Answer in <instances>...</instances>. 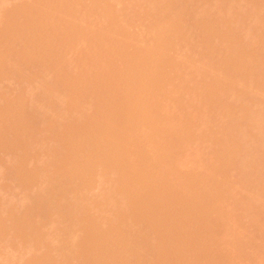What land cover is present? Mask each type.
<instances>
[{"label": "rangeland", "instance_id": "obj_1", "mask_svg": "<svg viewBox=\"0 0 264 264\" xmlns=\"http://www.w3.org/2000/svg\"><path fill=\"white\" fill-rule=\"evenodd\" d=\"M3 1H0V2H3ZM9 1L6 0L5 2H7L9 5L12 2L11 7H10L11 9L8 7L9 6L8 4L3 2L5 4V6L3 5L4 8L5 7L9 8V9L7 8L8 11L9 10L12 11L13 8L14 7L16 8L18 5L24 6L22 3L19 4V2H22L24 0H11L10 3ZM27 1H29L31 5H34V6L35 5L37 6V4L39 3V0L38 1L37 0H27ZM27 1L25 0V3H27ZM76 1L74 0L63 1L65 3H68V5L70 6V11H69L70 14L60 13V15L57 16L59 18L56 17L57 19L61 18L60 19L61 22L57 21V23L59 24L56 25L58 26V29L59 27L61 28V30L59 29L60 31L59 33L60 43L59 44L64 43L61 49H59L61 45L58 47V51H59L58 54H60V56L58 57L62 60V61L60 60L61 63L63 62V64H65L64 62H66V65H63V67L66 68V70L68 68L69 70L72 69V71L79 73L81 66L84 64V63L80 64L83 60H80L81 57L79 58V56H83V57L94 56V55H98L105 51L106 55L103 57V59H101L100 61H97L95 64L96 70H97L95 71V73L103 77H111L110 80H112L111 81L112 86H110L111 85L110 84L109 86L106 87L107 88L105 90V94L107 92L106 95L97 94V92L95 93L94 90L90 91V93L94 91L93 93L94 96L91 99L90 95H93V94H90L88 96L90 98L88 99H90L91 102L92 101L96 102L97 104L96 108H94L93 110L92 109L90 110V108H88L89 105L87 103L88 107L87 106L86 107L90 111L87 108L86 110L87 112L88 111L90 112V113L88 112L90 115L85 114L87 117L82 116L83 118L81 116H78L82 108L85 110L84 108L85 106L84 107L82 106L83 103L81 104L82 108L78 109L79 113L76 112V114L78 113L76 117H79L82 120L86 118L85 120L88 123V125L89 123L94 122V120H92L94 119V116H97V118L98 117L100 118V119L98 118L99 120L95 118L97 121L94 122V125H91L92 123L90 124L92 126L91 129L89 128L90 125L88 127L90 129L89 135L92 136L93 147L91 146L92 147L91 151L93 152H91L92 154L89 153L90 158H88L89 157L88 154L86 155L88 156L87 158L84 155H82V157L84 156L83 158H85V160L87 159L86 161L83 158H81L85 162V164H87L89 173L91 175L85 179H76V183L78 184V187H76V189L79 188L80 192L82 191V194L85 196V198L89 202V203L87 202V205H86L87 207H91V206L93 208L94 206L98 207V208H95L96 210L95 209L94 210L102 218L104 217L108 218L109 216L108 219L110 221L108 222L106 218L107 223H105L103 227L107 230L113 229L117 232V230L120 231L123 229L124 218L121 219L120 217H114L113 214L109 213L108 210H111V208H110L109 201L106 200V196L107 195L110 196L113 193L118 194L120 192L121 186L124 185L123 187H127L128 189H130V199L131 200L128 203V207H127L129 212L132 213V215L136 217L137 220L140 219L139 221L141 222H144V221L147 222V225H146L147 228L145 231L148 230L147 231L148 234L151 235L150 236L146 234L147 236H150V237L146 236L145 239H142V240L139 239L136 235H132L130 240L128 239L129 241H126L123 244V246L120 247L118 251H116V253L114 250L113 252L111 251V249H113V246H114V243L113 244L111 243L113 241L107 240L106 242H104L105 244L102 246L104 247L103 249H105L104 251L106 250L108 251L104 253V254H107L106 255L107 264H130V260H129L130 258H132L133 261L138 260L136 262L140 263L139 261L140 255L141 256L143 255L142 258L145 256L146 258L148 257L154 260L156 253L158 251L160 252L162 259H163L162 264H264V194H262V192L264 191V175L258 176L254 180L255 187L259 191V194H257L258 191L256 192V191L249 190L250 192H248L244 190L245 189L243 187L244 185L242 186L244 182L242 181L241 183V177H242L241 170L235 165L233 161L229 159V156L225 158L227 159L226 162L228 163L218 166V163H217L218 159L215 156V154L216 153H223V155L228 154V152H230L229 147L230 146L232 147V143L227 142L222 138L223 128L226 124H228L232 120V116L223 115L221 113L207 114L205 118L202 119L201 117L204 114L200 115L197 111H194L195 107L193 106V104H191V103H194V105L196 106V104L201 103L202 98L208 97L209 88L205 87L206 85H209V84L215 85L218 83L220 79H224L227 82L234 81L233 78H231V76L234 75V72H235L234 66L237 65L236 58L234 56H227L226 58H222V63L219 66L212 68L208 66L205 63V61L200 60L198 59L197 56H195L196 54L193 51L195 50L197 45L194 47L190 44L193 39V35L190 30L188 31L187 27L185 29V31H187L186 36H188L189 34L191 36L186 37L184 36V34L183 35L180 34L183 37H180V35L179 37L178 35L176 36L173 35L174 38L170 37V35L173 34L172 29L176 25L174 21L177 19L174 17V15L176 14H174L173 17L170 16L171 11L174 10L172 8L176 7V6L174 7L172 6L177 5V4H174V1L178 3L179 0L170 1L172 2L171 4H173L172 6L170 5V3H168L170 5L168 6L172 7L171 8L172 10L171 11L168 10V12L166 11V8L163 10L164 14L166 15V18L162 22H160L162 20V16L160 15L158 10H155V8H153L147 1L141 0L142 2H144L143 4H141L142 2L139 1L141 5V9L144 6L145 10L146 8L149 10L141 11L140 14L138 13L139 16H136L135 14L134 16L131 12H130L131 14L126 12L127 15L126 17H124V19L125 18L126 19L119 21V22L124 21L122 22V24L120 23V25H123L122 29H117L113 27V25L117 24V23L115 24L113 19L117 17L116 22H118L117 13L122 12V11L123 13H125V11H127L124 8H127L128 6L126 7L127 4L124 1L117 3L113 7V8H116V11H118L117 13H115L114 9H112L111 11L112 13L111 12L107 13L106 11L105 13L106 15L111 14V16L109 15L110 18L104 14L105 12L104 7L102 9L100 7L103 4V2L102 4L101 2L98 4L100 6H97L98 0L97 1L96 0H81L78 2ZM93 1L94 3H96L95 5L93 4ZM100 1H103V0H100ZM190 1L191 2L193 1L192 4L196 5L198 4L197 2L199 0H190ZM190 1H188V4H191ZM217 1L214 0V4L220 5L221 3L219 2L220 3L219 4ZM54 2L57 4V6L60 3V2H56V0H54ZM106 2L107 0L105 1V4ZM13 3L14 4L17 3L16 4L17 6L16 5L12 6L14 5ZM30 3L26 5L30 7L31 6V5L29 6ZM1 5L0 7L4 10V8ZM145 5H148V7L150 6V8L146 7ZM199 5L201 6V3ZM38 6H41V5L38 4ZM52 6L55 7V5L53 4ZM191 6L193 8L199 7L198 5L197 6L191 5ZM32 7L33 6H31V8ZM49 7H51V5ZM51 9H53V12L55 11L53 7H51ZM51 9L50 11H52ZM176 9L177 7L175 8V10ZM189 9H190V6H189ZM103 10L104 12H102ZM55 12L58 13L57 11ZM0 14H1V11H0ZM124 15L125 14H123V16ZM119 17L123 19L122 14ZM171 17L175 18V20L173 19L174 20L173 21ZM214 17H217V16H214ZM214 17H212L213 19L211 18L213 21H210V25H207V23L209 22L207 23L205 22L206 25L202 26V28L205 27V29L203 28V30H205V34H208L210 33V31H213L212 29H215L214 31H216L220 28L219 24H216V25L212 24V22L213 23L215 22ZM199 18L201 20V17ZM206 21H209V20H206ZM217 22L219 21H216L215 23ZM157 24L161 25V27L164 28L163 29V32L165 31L164 33H160V31H155L154 28ZM253 25L257 26L256 38H258L259 36H262V34H264V26L260 24L258 25L256 21H254ZM2 26L3 25H0V27ZM2 31L3 29L0 28V33ZM175 33L177 32L175 31ZM215 40L214 41L216 42V44L218 43V45L222 46L223 48L230 47V44L232 41L231 39H224V37L222 38L216 37ZM155 43L158 44V48L157 50L153 51L154 49L152 48L153 47L155 48V46L157 45ZM72 45L74 46V48L72 47ZM67 47L69 48L72 47L73 49H69V48L67 49ZM136 53L144 54V68L138 74L132 75L131 73L132 75L131 76L130 73L126 72V68L132 64H135V60L133 59V56H135ZM39 58H42V55ZM43 62L48 64L49 59L44 58ZM190 62H194L195 64L190 63ZM67 63H70L69 65H71V67H69ZM114 65L118 69H120V71L122 72V73L120 71L118 72L119 74L121 73L120 75L116 73L117 78H116L115 73L113 75H109V70H111L112 66ZM190 65L193 66L192 68H195V70L199 69L200 73L198 72V70L194 72L190 71L191 70ZM14 69H15V66H14ZM240 69H242L243 73H245L246 71L245 67H241ZM27 71L25 73H27ZM64 71L65 69L63 70V72ZM63 72L61 73L47 72L48 73L47 77L49 79H53L55 81V84L57 83L56 80L59 81L60 83L62 77H64ZM36 78L37 77H35V79ZM254 79L258 83H263L264 74L260 73L256 75ZM2 80H3L2 82L3 84L5 79H1V81ZM7 81H5L4 85L0 86L1 91H2V88L7 87L6 90L3 89L2 91L3 93H5V95L2 94V96L4 97L0 98V102L1 103L4 102L2 106L6 103L7 99L10 100L12 98H13L12 101L13 102L15 101L14 104L11 101L12 105H14V108H17L18 106H20V110H21V107H22L21 105H23L21 111L19 110V108L16 110L15 109L13 110L12 108V112H14V114L13 113L10 114L11 116L7 115L9 116L10 121L11 119H15L16 117H19L20 114L23 111H25L23 110V108L25 109L24 106H26V104L28 107L29 106L31 107L33 103L31 105L27 103L28 101L32 100L29 98L34 97L35 104L36 102L39 101L38 99L37 101H35V97L39 98L40 96H42L43 98H39V99H43V100H40V103L41 101H43L44 104H46L45 102L50 98V97L44 98L47 92L45 96H43L44 94H42L41 91H35L36 89L34 90L35 91L34 94H32L33 87H36L38 84L41 85V81L39 80H35L36 82L39 81L38 84L34 83L35 81L32 82V84L29 82L30 84L29 83L27 84L28 88L24 85H23L24 88H21L22 87L20 86L21 84H16L17 81L15 80H13L14 84H11L12 79L9 80V82ZM204 81L207 82L208 84H206ZM203 83H205L204 84L205 86H203ZM235 83L238 87L242 89L245 87V84L242 82L235 81ZM40 85H38V87H40ZM204 87L207 89H205ZM216 87L214 89L209 90L212 96H217V93L219 91L221 93L220 88H216ZM26 89L29 90L30 91L29 93H31L33 96L30 95L31 96L30 97L27 94L29 97L27 96V98H25L26 95L24 94L25 93L24 91H26ZM37 89L39 90V88ZM250 90H251L249 91L250 93L255 94L259 98L264 97V91L261 92V91H258L257 89H250ZM20 91L21 92L23 91L22 92L23 98L21 97V101L17 99L19 98V96H21ZM110 91H112L113 93L112 92L110 93ZM27 92L28 91H26V93ZM37 92H41L42 95L38 97L37 95L35 96ZM52 93L50 92L51 96H53ZM206 93L208 94L204 96ZM17 95L18 97L16 98ZM47 95H49V93ZM212 96L209 95L210 99L209 97L207 98L209 99L208 101H210L209 103L214 108L220 107L221 104L218 101H216L217 97L215 98L216 99L215 100L213 99L214 97ZM126 97L129 98V101H127L128 103L125 102L126 99L124 101L122 100L123 98H126ZM3 98L6 101L5 100L1 101V99ZM22 99L25 101H23ZM44 99H47V100L45 101ZM18 100L22 102L23 104L22 103L18 104L19 102ZM87 102L89 101L87 100ZM85 103L86 101H84V104ZM126 104H128L129 107L128 105L126 106ZM2 106H0V110L2 109ZM118 106L120 108H118ZM124 106L126 107L124 108ZM30 107L28 109L32 108ZM40 107L42 108L45 106L41 105ZM99 107H101L102 109L101 108L99 109ZM260 107H261L260 104L255 105L253 111L257 112L260 109ZM39 109L40 108H38V110ZM45 109L47 108H44L43 110L41 109L42 112L45 111L43 112L44 113L43 115H45L48 112V111L46 112ZM83 109L82 111H84ZM36 110L37 109H35V111ZM113 110L115 113L118 111V113L114 114L113 112L112 114ZM25 113H23V115ZM35 113L37 114V112ZM2 114L5 115V113L3 111L1 112L0 114L1 118L2 117L6 118V115L3 116ZM41 114L42 113H40L39 115L37 114V116L39 117ZM81 114H83V112H81L80 115ZM239 114H242V112ZM239 114L236 113L235 120L239 119L240 117ZM100 115L102 118L100 117ZM37 116H36V119L38 118ZM46 116L49 118V120H51L50 116L48 115ZM70 116L72 117L73 115L70 114ZM90 116H93V117H90ZM182 116H188L190 119L192 118V121H189L191 125L190 133L192 135V141L190 142L183 143V141L179 139V136L183 133V131L186 130L184 129L183 124H177V122H175L177 125L176 124H174V126L172 125L173 127H169L170 129L167 128L168 130L165 128L164 129L159 128L155 130L154 128L151 127V123L153 122L166 123L165 121H168V120L179 122L180 117ZM11 117H14V118H11ZM47 117L45 118L47 119ZM68 117H69V114H68ZM68 117H65V118L69 120ZM116 118L118 120H116ZM246 118L247 117H243L245 121L248 120ZM7 119L6 121H9ZM18 120L20 119L18 118ZM38 120L36 122H38ZM40 120L42 121L40 122ZM40 120H39L38 125L40 124L39 126L42 128L41 131L44 130L43 131L44 134L42 133L43 136L41 133H39L41 134V136L37 134L38 133L37 131L40 129V127L37 125L36 134H37V137L39 136V138L37 139L36 136L31 137V139L33 138L37 139L36 141H38L39 139L41 140L42 137L43 139H45L44 137L47 134L49 135L50 133L53 134V131L51 132L49 131V133H46L45 135V129H47L46 132L48 131L47 125L50 124L52 126L51 127L49 125L51 130H54L53 128L54 119L52 123L51 121L48 120L49 124L48 123L46 124L47 122L46 120H44L45 121L44 123L42 117ZM67 120H65L66 125L64 126V123H63V126H64V129H66L67 131L69 129L70 131H68L69 133H66L67 131L65 130L66 134L65 133L64 134L65 135L72 134V136H70L71 139H77V141L79 140V142H81L79 138L83 139L82 135L84 134L83 131L81 132V130H83L82 127H80L81 129L79 128L80 129L79 130L77 129L79 125L78 126L76 125V128L74 127L76 130H74V128H72L73 126L72 127L70 126L74 125L75 122H73V120L72 121L69 120V122L71 121L73 123L71 124V122L69 123L67 122ZM42 122L45 124L43 126L44 128L42 127V124H43ZM67 125H68V128H67ZM160 130H165V131L161 133ZM21 131L25 132L26 134V130L23 128V130L21 129L20 132L18 130L17 132L15 131L16 135L17 133L18 135L19 133L23 134ZM156 131H159L160 133L157 132L158 133L157 134ZM214 131L217 133L218 139L216 137H215L216 139L213 138V135L211 134V132H214ZM7 132L9 133V131ZM75 132L78 134L80 133L81 136H79L78 134H75ZM8 133L6 134L8 135ZM6 134H5V137H8L6 136ZM14 135H12L10 139L12 137H13L12 139H15ZM18 135L16 136V140L18 142L15 141L14 143V141H12L14 145L13 144L11 145L13 146L8 145V143L11 142L9 141L8 138L0 143L1 146L4 144L3 147H0V156H1L0 157V162H1L0 163V182H2V184L0 185V188L1 186H6L8 183L7 182L8 180H6V182L3 180L5 179V177H8L5 175L9 174V172L5 174L6 169H8V167L10 169L12 168L11 166H13L12 164L9 165V162H10L9 160H11V163H12V158L14 157L13 155L18 154V152H15V151L16 150L19 151L18 149H20L19 148L20 146H22L24 152L25 150L26 151L28 150L26 148L30 144L31 146L32 145L37 146L34 140H33L34 141V144H33V143H30V140L27 141L26 138H22L24 140L26 139L25 141L21 139L24 146H25L24 142H26V144L30 143L28 146L24 147L23 144H21L22 142L20 141V137L22 135L21 136L20 135L18 136ZM75 136H78V138ZM48 137H51V136H48ZM27 138L29 137L27 136ZM139 139L140 140L142 139L141 140L142 142L140 141V143H143L144 145H146L144 150L147 152L149 157L154 162L145 164L144 162L140 161L135 156V150L137 148L136 145L138 146L140 144L138 142ZM219 139H222V140H219ZM51 140L52 139L49 138V141ZM45 141H43L44 142L43 145L46 144ZM51 142H53V140ZM51 142L49 143L47 142L46 146L48 144L51 146ZM40 143L38 144L39 146L42 145V143L41 144ZM7 145L9 146V148H13L11 150H13V152H15L16 154H12V152L10 153V149L7 148ZM49 145L48 147H46V149L42 147L43 154H44V150L49 154L52 153V152L47 151V149L49 150ZM31 146H30V149L33 148ZM110 146L113 147V152H114V153L112 152V154H114L113 155L114 157H112L113 160L109 159L110 157L108 158L109 156L108 153L110 154V152L108 151ZM15 147L18 149L14 151ZM6 148L8 150H6ZM36 149L30 150L32 154L28 152L31 155H29L26 152L24 153L20 149L19 154L21 153L22 156L25 154V156H23L25 157L23 159L24 163H22L23 161L20 159L19 160L16 159L15 162L17 163L20 161L22 164L26 165V167L28 165V167L33 168L37 166L38 164H41V161H43L42 164L43 163L44 164L43 165L41 164L43 167L41 166L40 167L41 169L42 168L44 169V167H46L47 169V165L45 164L48 163L46 160V157L48 156L47 159L48 158L50 159L49 154L44 156L41 153L42 151H40V153L45 158L42 156L43 159L41 160L40 159L41 154H39L40 156L37 155L38 156L37 158H39L40 162H38V164L36 165L35 156L37 153H39V150L38 152L35 151ZM32 150L35 151L34 153L35 156ZM7 152H9L8 154H11L13 157L10 158L9 157L10 155L8 156L6 155L7 156L6 157L5 154H7ZM2 155H4L6 158L9 157L8 160L6 159L9 162H7ZM26 155L27 156L29 155L28 156L29 158L30 157L33 158L35 162L32 159H31L32 161H30L29 158L26 157ZM16 156L14 158L19 157V155H16ZM106 156L108 159L106 158ZM51 159L48 160L50 161V163L52 162ZM3 160L5 161L3 162ZM27 160H29L31 163H29ZM88 160H90V162ZM106 160L108 161V164L105 163V165L107 164L105 166L104 163L102 164V162H107ZM83 161L81 162L83 163ZM15 162L13 161L14 165H15ZM32 162H34V164H32ZM50 163L48 164L49 166H51L53 162L51 164ZM61 163L65 165L64 167H66L65 163L63 162ZM56 164L60 166V162L59 164L58 163ZM109 165L110 166L115 165L116 170L113 169L112 171L106 173L105 170L106 168L107 169L109 168L108 167ZM82 166H85V165L82 164ZM40 167L39 165H38L39 169L35 167L36 170L38 169L37 173L40 170ZM132 168H134L135 172ZM250 168L253 171H257L259 169L257 167H250ZM7 171H10V170H7ZM40 172L38 174L37 173L34 174V175L39 176V177L34 176L38 180V181L36 180V182L35 180H33V182L35 183L32 182V184H34L35 186L32 188L31 187L32 184L29 185L31 189H33V191H34V188L35 190H39L38 186L41 183L39 182L38 178H42L40 176L41 175ZM45 172L47 173V170H45ZM3 173H4V176L2 175ZM1 176H3L4 178H2ZM191 178L193 180L189 182V179ZM43 179L42 180L40 179L41 182L44 181ZM9 181L11 180L9 179ZM11 182L9 185L10 187H12L11 184H13ZM84 183H86L85 186L83 185ZM42 185H44V183H42ZM17 187L18 188H16L15 186L13 187V189H19V191L16 190L15 192L14 190V192H12L13 194L10 193V191H7L10 189L8 188L4 189L2 187L4 190L2 191V189H0V198H1L0 201L4 200L6 202V200L9 198L8 195H11V194H12L13 200H11L12 198L10 196L9 198L10 200L9 199L7 200L9 203L11 202L13 203L15 200L20 201L21 197L23 196L24 193H26V191H24V188H22L21 186H17ZM249 188L251 189V187ZM22 190L24 193L19 195V192L22 193ZM69 190L73 191L74 189H69ZM74 192L75 193L73 194H71L72 193L71 191L68 192L71 196H69V199L67 197L66 198L70 200V202L76 201L78 203L77 194L79 193V191H74ZM218 192L223 193L222 200L215 199L214 195H216ZM251 192L253 194L256 192L257 194L253 201H251L252 199L249 200L250 199L249 197L253 195V194L250 195ZM254 196L255 194L253 195V198ZM22 198H24V196ZM28 198L30 199V197ZM23 200L24 199H21L20 205L23 203L21 206L23 208L21 209L25 210V206L23 205H25L24 203H26L25 202L26 200L25 201ZM100 200L102 202H99ZM4 201L0 202V207L1 208L3 207L2 209H0V211H2L0 212V216L2 215V213L6 211L5 209L6 206H1V204L4 205L3 204L5 203ZM18 201L17 202L15 201V203L11 204L12 206H10L9 203L8 205L12 208L17 204L16 208H18L19 207ZM30 201L31 200H29V203ZM249 201H251V203ZM31 203L35 207L33 201ZM30 204L26 205V211L24 210L23 211L21 210V211L24 213L25 212L27 213L29 210L31 211V209L34 207H32V205ZM88 204H90V206H88ZM159 205H161L162 208L161 210L159 209L160 211L156 215L155 213ZM28 206H30L31 209ZM10 207L7 206L6 208L10 209ZM19 208L16 210L17 211L20 210ZM3 209L5 210L3 211ZM9 209H7L8 212H10ZM87 209L89 210V208ZM8 212H5V214ZM51 212L52 211H49L50 214ZM53 214L55 215V217H53L54 216ZM53 214H51L53 215L52 217L51 215L49 217H51V219L54 218V220L58 222L59 220L58 215H56V213H53ZM7 215L8 214H6V216ZM46 216L47 218L45 221L47 222L44 221L45 223L43 224H47L48 226L44 225L43 227L42 225L43 229L42 227H40L41 229H39V231L42 230V233L37 231L39 232V234L41 233V236H39L37 232L35 233V230H32V233L30 234L32 228L31 227L27 228L29 229V232L28 231L27 232L30 235L35 233L34 235H32L34 241L30 239L31 242L29 243V245L31 244L30 246L32 247L30 248V250L26 249L28 247V244H27V247H25L26 243L22 242L23 239L22 241L20 239L19 240L21 243L24 244V245L22 244V246H24V250L22 249V247L21 249L19 248V246L21 245L20 243H19L20 245L18 244L19 241L15 243L10 240L7 241L8 237H10L9 233H8L9 234L8 237H6L7 234L5 235L7 240L5 239V237L0 238L1 240H3V241H0V264H5V262L6 264H52V263L55 264L56 261L58 264L59 262L60 264L61 263L63 264V262H61L60 260L62 259L61 256L63 255L61 254H63V252L65 253L64 255H67L70 250L72 253V251L74 250V249L72 250V247L76 248L73 251L74 253L77 251L78 248H79L78 251H80V247L81 249H83V246H86V244L89 243L88 242L89 237H91V235L94 234V231H95V228H93L94 226L89 225V227L88 226L83 227V226L77 225L76 229L77 227H79L78 229L80 230L79 231L77 230L78 232L75 230L77 233H74L75 232L74 230H73L74 232L72 231L74 233L72 236L76 238V239L74 238V240L72 241L76 240L75 244L77 245L78 243L79 245L80 243L81 245L82 242L83 243L86 242L84 240L87 239L88 243L87 242L86 244L84 243L83 246L79 245L80 247H78V245L73 246L72 243L74 242L71 241L73 237L70 235L71 239L70 237L69 239H70V242H72L71 243L72 247L68 246L67 247L68 249L69 247L71 248L69 250L67 248H64L68 250V251L66 250V252H68L66 253L63 249H60L62 246L59 244V243L62 244V242L64 240L66 241V239L62 240L61 238L63 236L60 238L58 234V232L61 231L60 235H63L62 232L66 225L65 224L61 225V227L64 226L62 227L63 229H61V227L59 230L58 228L54 229L56 226L58 227V225H60V223L62 222L60 223L58 222L59 224L56 223L57 225L54 227L52 225L49 226L50 223L52 224L53 220L51 221L48 215ZM2 217H5V215H2ZM56 217L58 219H55ZM48 220L50 221L49 224H48ZM11 221L8 220L9 223L6 222L8 227L10 226L9 228H13V225H12L13 221L12 222ZM136 225L138 226V224ZM52 229L53 231L54 230L58 231V232L56 231V234L59 237L56 236L55 231L53 232L54 235L52 234ZM14 231L13 229H10V232L13 233L11 234L12 237H16L14 236V234L16 235L17 232L14 233ZM64 233H65V229H64ZM29 234H26V237L27 235L29 236ZM54 236H56V238H58L59 241H57V239L56 240L53 239L55 242H51L52 240H50V237L53 238ZM38 238H40V240ZM42 238H44V240H42ZM48 238L51 244L46 242ZM4 239L5 241H7V243H5ZM36 239H38V241H40L42 245L41 244L37 245L38 241ZM32 241L34 243L35 242L37 243L35 244L33 243L34 244L33 245ZM9 242H13L14 246L9 245L11 244ZM43 242H44V245H43ZM16 243L17 245H19L18 247L15 246ZM110 243L112 245H110ZM56 246L60 250H57ZM107 247L109 249H107ZM131 247L133 248L131 249ZM61 250L63 251L62 253L60 252ZM58 252H60L59 255H58ZM135 252L137 254L140 253L139 256H136ZM78 253H75L76 255L75 254L71 255L70 253L69 254L72 257L75 255L77 258L75 256L74 257L76 258L75 260L77 261L80 255L79 253V255L77 256ZM55 254H57L58 257L60 256V258L54 257L56 256ZM69 254L67 256H63L64 257L63 261H65L66 259L65 257L69 258L70 256ZM48 256L51 258L54 257L53 259H55L56 261H53V259L51 261V258H49L47 261ZM44 257L46 261L44 260ZM72 257H70V259L67 258V261L68 260L71 261L72 259V261L75 263ZM8 258H10L9 259L10 262ZM41 261L42 263H40ZM78 261L76 263H78ZM133 261H131V263ZM134 262L132 264H134Z\"/></svg>", "mask_w": 264, "mask_h": 264}, {"label": "bare ground", "instance_id": "obj_2", "mask_svg": "<svg viewBox=\"0 0 264 264\" xmlns=\"http://www.w3.org/2000/svg\"><path fill=\"white\" fill-rule=\"evenodd\" d=\"M0 1H3V0H0ZM5 1L6 0H4L3 2L8 4ZM7 1H9V0H7ZM63 1H66V0H58V1L56 0V2H60L57 6V4L54 2V0L53 1H51V0H39L38 4L43 6V7L38 6V4H37V6L35 5L36 6L35 7L34 5H31V3L29 1H27V3H25V0H24L22 2H19V4L22 3L24 6H22V5L17 6L16 5L17 3L16 4L13 3L14 5H12V6L16 5L17 7L16 8L12 7L13 8L12 11L11 10L8 11V9L11 7V3H12L11 0L9 1V3L11 2L10 5L9 4H8L9 6L6 5L9 8L8 7L4 8L5 4L3 2H0V5L3 3L1 6L4 8V10L5 9L7 10V11L6 10L4 11L0 7V9H1L0 10L1 11L0 25H3L2 26L3 28L0 27L1 29H3V31L0 33V35H1L0 36V81H1V79H5L4 80V83H5V81H7V79H8L7 82H9V80L12 79L11 84H14L13 80H15V81H17V83L15 82L16 84H21L20 85V86H22L21 88H24L23 85L28 88L27 84L29 82L32 84V82H34L35 80H39V81H41V85L38 84L39 81L34 82V83L40 85V87H38V85L36 86L37 88H39V90L36 87H33V90H32L33 93L32 94H34L35 91H41L42 94H44L43 96H45L46 92H47V94L49 93V95L46 94V96L44 98L50 97L48 100L44 99L45 101L47 100L45 102L46 104H44L43 101H41V103H40V100H43V99H39V98H43V97L40 96V95H42L41 92H37L35 94V96L37 95V97L38 96H40V97L39 98L35 97V101H37V99L39 100L38 101L39 103L36 102V104H35L34 103V97L32 98L30 96L32 94L29 93L30 91L26 89V91H28V92L26 93V91H24L25 92L24 94L26 95L25 98H27L28 95L31 97L29 99H32V100L28 101L27 103H29V105H31L33 103L31 105L32 108L29 106L31 109H28L29 107L24 102L26 104V106H24L25 109L23 108V110H25L26 113H25V111H23L21 113L22 115L20 114L21 117L23 116L22 118L19 116V117H16L15 119H11V121L9 119V116H11L10 114H12V113L14 114V112H12V108H13V110L14 109L16 110L19 108V110H20V106H18L17 108H14V105H12L13 98L10 100L7 99V101L4 98L1 99V101L2 100L6 101V103L3 106H2V104L4 102L3 103L0 102L1 103L0 106H2V109L0 111L1 112L3 111L5 113L6 118H4V117L1 118V115H0V143L8 138L9 141H11L10 143H8V141H7L8 145H11V144L14 145L15 141L18 142L16 140V136L18 135V133L16 135L17 130L20 132V130L21 129L23 130V128H24L26 130L27 135L25 134V132L21 131L23 134L19 133L20 136L22 135L20 137V141L22 138H26L27 141L30 140V143H33V144L35 141V144H37V146L36 145L31 146L30 143H29L30 144L29 145V144H26V142H24V143H25V146L29 145L28 146L29 148L28 147L26 148L28 150L27 151L25 150L26 153H28V152L31 153L30 152L31 149L37 148L35 150L37 152L39 150V153H37L36 156L34 154L35 151L32 150L34 156L36 157V162L33 158L28 157L32 153L31 154L28 153L29 154L28 156L26 155V157L29 158L30 161L34 160V162L37 165L38 162H40L39 158H37V157L40 156L39 154H41V153L43 154V148L42 147H44L46 149V147H48V145H49L48 144L46 146L47 142L49 143L53 140V142H51V146L49 145L50 151L47 149L48 152H52V153L49 154L44 150V154H43L44 156L49 154V157H50V159L52 158L51 160L53 162V163L51 162L52 163L51 164L50 161H48L50 159L49 158L47 159L48 156L46 157V160L48 163L45 162V163H47V164H45V165H47V169H46V167H44V169L47 170V173L45 172V170L43 168H42L43 170L41 169V167H43L42 165L44 164V163L42 164L43 161H41L42 165L38 164L39 167L41 166L40 167L41 172L39 170L38 173L40 172L41 175L40 174L39 175L42 177V178H38V179H39V182L41 183L40 185H42V183H44V185L38 186L39 190L41 189L40 191L35 190V188H34V191H33V189H31V187L33 188L35 186L34 184H32L33 180H35V182H36L37 179L35 177H39L38 175H34L35 173H37V170L39 169L38 165L35 166L38 168L37 170L35 167H33V168L28 167V165L26 167V165L22 164V163H24L23 159L25 157H23V156H25V154L23 156L21 153L19 154L20 149H21V151H23L22 146L19 147L20 149H18L16 147L14 148V151L16 149L19 150V151H17V150L15 151V152H18V154H16L15 152H13V150H11L13 148H9V146L7 145V148L10 149V153L12 152V154L19 155V157L14 158L16 155H13L14 156L13 157L11 154H8L9 152H7V154H5V156L10 155L9 156L10 158H12V157L14 158V159L12 158V163H11V160H9L10 162L7 161L9 159V157L6 158L7 156L5 157L4 155H2L5 158V160L7 159L6 161L9 162V165L12 164L13 166H11L12 168H10V169H9V167H8V169H6L7 167L5 168L6 169L5 174H7L9 172L10 175L9 174L5 175V176H8L9 178L5 177V179L3 181L6 182V180H8L7 181L8 183L6 186H1L0 189H2V191H3L5 188L6 189L8 188L10 190H7V191H10V193H12V192H14V190H15V192H16V190L19 191V189H13V187L16 186V188H18L17 186H21L22 188H24V191H26V193H24L23 190H22V193L19 192V195L24 193L23 194L24 198H22L23 197L22 195H21L22 197L21 196L20 197H21V199H24L23 201L26 200L25 202L27 203V204L24 203L25 205H23V206H25V210L24 209L23 210L26 211V205L30 204L32 201H33L35 207L31 203L30 205H32V207H34V208L31 209V207L28 206L31 209V211L29 210L27 213L26 212L24 213V212H22L23 210L21 209V208H23V207H21L23 203L20 205L21 199H20V201L15 200L16 202L18 201V206L20 207V208L18 207L20 210L17 211L16 210V209H18V208H16L17 204L15 206L13 205L14 207H12V208L10 207V206H12L11 204L15 203V201L13 203L11 201H10L11 203H9L7 201L10 198V196L12 198L11 200H13V197H12L13 193L11 195H8L9 198L6 200V202L3 200L5 202V203H3L4 205L1 204V206L10 207V209L5 207V209H6L5 212H8L7 209H9L10 212L6 213V214H8L7 216H6L5 212L2 213V215H5V217H2V215L0 216V238H2V237L4 238L6 234H7L6 237H8V235L10 234L9 235L10 237H8V240L6 237H5V239L7 241H9V240L13 241L14 243L19 241L18 244L20 243L21 245L19 244L20 245L19 246L16 243L15 246H17V247L19 246L20 249L22 247V249L24 250V246H22L23 243H21L20 240L22 241V239H23L22 242L26 243L25 247H27V244L29 247L31 245V244L29 245V243L31 242L30 239L33 240L32 235H34L37 231H39V229H41L40 227H42V225H43V227H44V225H47V224H43V223L47 222V221H45L47 218L46 215H48V217H49L51 214L56 213V215H58V218H59L58 222L59 223L62 222V223H60V225H58V227H57L56 225L59 223L56 222L54 220V218L51 219V217L54 215L53 214L49 218L51 219V221L53 220L55 222V224L53 221H52V224L51 223L49 224L50 219L48 220V224H49V226H51V225L53 227L56 226L54 229L58 228V230L60 229L61 225H63V224L66 225L64 228L65 233H64V229L62 228L64 226L61 227V229H63V232H62L63 235H60L61 231L58 232L57 230H54L55 234H56V231L58 232L60 238L63 236L61 238L62 240L66 239V241L64 240L63 242L60 241V242H62V244L57 242L62 246L60 249H63L65 252L68 249L67 248L68 246L72 247V245L73 246L78 245V243H77V245L75 244L76 240L72 241L75 238L72 235L74 233H77L80 230V229H78L79 227H77V229H76L77 225H80L83 227H85V226L89 227V225H92V226H94L93 228H95V231L93 230L94 234L91 235V237H89V239H88L89 243L87 242V239H85L84 241H86L88 244H86V242H84L86 244V246H83L84 243L82 242L81 245L83 246V249H81L80 243H79L80 246L78 245V247H80V251H78L79 248L77 249V251L80 253V255L77 251L75 252V253H78L77 256L79 255V257H78L79 261L77 259L78 263H76L77 261L75 260L77 258L75 256L76 254L73 252L76 248H73V247H72V250L73 249L74 250L72 251V253L70 250L69 253L71 255L75 254L74 256L76 258L74 256L72 257L68 252H66L70 256H69V258L65 257L66 262L63 261L64 260L63 256H67L68 254L64 255L65 253L61 250L60 252L61 253L63 252V254H61V255H63V256H61L62 259H60L61 262H63V264H107V258H106L107 254H104V253H106L108 251L107 250L104 251L105 249H103L104 247H102L105 244L104 242H106L107 240H110V241L112 240L113 242H111V243L112 244L114 243V246H113V249H111V251L113 252V250H114L116 253V251H118L120 249V247H122L126 241L130 240L132 235H136L139 239L142 240V239H145V237L147 235H150V234H148V232H147L148 230L145 231L147 228V226H146L147 222H145V221L141 222V221H139L140 219L137 220V218L134 217L132 215V213L129 212L127 207H128V203L131 200L130 199V189H128L127 187H123L124 185L121 186L120 192L118 194L113 193L110 196H108V195L106 196V200L109 201L110 208H111V210H108L109 213L113 214L114 217H120L121 219L124 218L123 229L120 231L117 230V232L113 229L107 230L103 227V225L105 223H107V221L108 222L110 221L108 219L109 216H108V218L107 217L102 218L95 211L96 210L95 208H98V207H95V206H94V208L92 206H91L92 208L87 207L86 206L87 202H88L87 199L82 194V191L80 192L79 188H78L79 190L76 189V187H78V184L76 183V179H85L91 175L89 173V169L87 167V164H85V162L81 158H83L84 156L87 158L88 156H86V155L87 154L89 155V153L92 154L91 152H93V151H91V148L93 147L92 136H90L89 134H90V129L92 127L91 125H94V122L97 121L95 119V118H97V116H94V119H92V120H94V122L93 123L91 122L92 124L89 123V125L91 124L89 127L88 123L85 120L86 118L84 120H82L81 118L76 117V115H78V113H79L78 109L82 108L81 107L82 103H83L82 106L83 107L85 106L84 107L85 110L82 108L85 111V113L81 109V112H83L84 115L83 114L80 115V113H81L80 112L78 116L87 117L86 116L87 114L90 115L89 111L91 109L93 110L94 108H96L97 104H96V102H93V101L91 102L90 99H88V98H90L88 96L90 94H93L94 91H95V93L97 92V94L106 95L107 94V92L105 94V90L107 89L106 87L111 84L112 80H110L111 77H103V76L95 73V71H97L95 64L97 61H100L101 59H103V57L106 55L105 51L98 54V55H94V56H85V54H84V56L86 58L83 56H79V58L81 57L80 60H83L80 64L84 63L81 66L79 73L72 71V69H70L71 70L70 71L68 68L66 70V68L63 67V65H66V62H64L65 64H63V62L61 63L62 60L58 57V56H60V54H58L59 53L58 47L61 45L59 48V49H61V47L63 46L64 43L59 44L60 43V41H59L60 40L59 39V35H60L59 29L61 30V28L59 27V29H58V26H56L59 24V23H57V21L61 22V20H60L61 18L57 19V18H59L57 16H59L60 13L70 14V12H69L70 6L68 5V3H65ZM74 1H76V0H74ZM78 1H81V0H78ZM78 1H76V2H78ZM105 1L104 0L103 1H100V0L97 1V6H100L98 4L100 2L102 4V2H103L102 5H104V6L101 5L100 7H101V9L104 7L105 12H104V10L102 11V12H104V14L106 13V11H107V13L111 12L112 9H114L115 13H117L118 11H116V8H113V7L117 3H120L122 1H124L127 4L126 7L128 6L130 8V9L128 7L124 8L127 10V11H125V13H123V11L117 13L118 22H116L117 17L113 19L115 24L117 23L116 25H113V27L117 28V29H122L123 25H120V23L122 24V22H124V21H122V22H119V21L126 19V18L124 19V17H126V15H127L126 12H128L129 14L132 13L133 15L135 14L136 16H139L138 13L140 14L141 11L149 10L147 8L145 10L144 6L142 8L143 10L141 9V5L139 3V1H141V0H107L106 4H105ZM144 1L149 2V4L153 8H155V10L159 11L160 15L162 16V20L160 22L164 21L166 18V15L164 14V11H163L165 8H166V11L168 12V10H170V11L172 9L175 10V8L177 7L175 12H174V10L171 11V15H170L172 17L174 14L177 15V16L174 15V17L177 18L176 20H175V18L171 17L172 20L173 19L175 20V21L174 20L173 21L176 25L173 28L174 30L172 29L173 34L170 35V37L174 38L173 35H175V36L178 35V37H179L180 34L181 35L184 34V36H186L187 31H185V29L187 27L188 31L190 30L192 35H193V39H192L190 44L194 47L197 45L199 48L198 49L196 46L195 50L193 51L196 54L195 56H197L198 59L205 61V63L208 66H210L212 68L219 66L222 63V58H226L227 56H234L236 58L237 65L234 66L235 72H234V75L231 76V78H233V80H234L233 82H227L224 79H220L218 81L219 85H218V83L215 84L216 86L218 85L219 87L218 86L216 87L215 85H211V84L205 86L204 84L205 83L208 84V83L205 81H204L205 83H203V86L209 88L208 89L209 94L206 93L204 96H206L207 94H208V97H209V95L212 96V94H210L211 92H209V90L214 89L215 87L220 88L221 93L219 91L217 93V96H212V97H214L213 99H215L217 97L216 98L217 100L216 99L215 100L218 101L221 104V106L218 108H214L209 103L210 101H208L210 99V97H209V99H207L208 97L202 98L201 103L196 104V106L194 105V103H191V104H193V106L195 107L194 111H197L200 115L204 114L201 117L202 119L205 118V116L207 114H219V113H221L223 115L232 116V120L224 126L223 133H222L223 134L222 138L225 141L232 143V147L231 146L229 147L230 152H228V154H225V153H224L225 155H223V153H216L215 154V156L218 159L217 163H218V166H221L223 164L228 163V162H226L227 159H225V158L227 156H229V159L231 161H233L235 163V165L241 170V176H242L241 177V183H242V181L244 182L242 184V186L244 185L243 187L245 188V189L244 188L243 189L248 191V192H250L249 190L257 192L258 190L255 187L254 180L256 177L264 175V99H263L264 97L263 98L260 97L261 98L260 99L258 96L250 93L249 91H251L250 89H257L258 91H261V92L264 91V82L258 83L254 79V77L256 75H258L260 73L264 74V34H262V36H259L258 38H256L257 26L253 25L254 21H256L258 25L260 24V25L264 26V0H218V1L216 0L218 3L219 2L221 3V4L219 3L220 5L214 4V0H213V2H212V0H201V1L199 0L197 2L198 4H196V5L192 4L193 1L191 2L190 0H179L180 3L179 2L177 3L173 0L174 4H177V5L179 4L178 6L171 4L172 2H170V1H172V0H150V1L144 0ZM188 1H190L191 4H188ZM52 2H54V3H52ZM199 2L201 3V6L199 5L200 4ZM28 3H30L29 6L31 5L33 7L32 8H31V6L28 7L26 5ZM143 3L144 2H142L141 4H143ZM168 3H170L171 6L173 5L172 7H174V6H176V7L175 8L169 7L170 5ZM52 4L55 5V7L52 6ZM93 4L95 5L96 3H94V1H93ZM48 5L49 6L51 5V7H53L55 9V11H57L58 13H56L55 11L53 12V9H51V7H49ZM191 5H193V6L198 5L199 7L193 8ZM44 6H45V8H44ZM145 6L148 7V5H145ZM189 6H190V9H189ZM148 8H150V6ZM46 9H47V11H46ZM50 9L52 11H50ZM50 12H52L54 15ZM119 13L122 14L123 19L119 17L121 15ZM123 14H125V15L123 16ZM109 15L111 16V14H109ZM109 15H106V16L110 18ZM113 15H114V13H113ZM199 15H201V16H199ZM214 16H217V17H214ZM199 17H201V20ZM212 17L215 18L214 19L215 22L216 21L220 22V23L219 22H217V23L212 22V24H214V25L219 24L220 28L216 31H214L215 29H212L213 31H210L211 34L210 33L205 34V30H203V28L205 29V27L202 28V26L206 25L205 22L206 23L209 22V23H207V25H210V21H213ZM111 18H113V17H111ZM206 20H209V21H206ZM118 23H119V25H118ZM124 25H126V24H124ZM154 29H155V31H160V33L165 32V31L163 32L164 28H162L161 25H159V24H157ZM175 31L177 33H175ZM181 35H180V37H183ZM189 36H191V35L189 34L186 37H189ZM216 37L217 38L224 37V39H231L232 41L230 40L231 41L230 47H226L227 48L226 49V48H223L222 46L218 45V43L216 44V42H215ZM212 39H214L215 41ZM155 44H157V43H155ZM153 46H155V45H153ZM72 47L74 48L73 45H72ZM72 47H70V48L67 47V49L68 48L73 49ZM63 48H65V47H63ZM157 48H158V44L155 46V48L153 47L152 49H154L153 51H155V50H157ZM41 55H42V58H39ZM82 57H83V59H82ZM44 58L49 59L48 64L43 62ZM133 59L135 60V64H132L126 68V72L130 73V75H131V73H132V75L138 74L144 68V54H140V53L137 54L136 53V55L133 56ZM190 63L195 64L194 62H190ZM67 64L69 65L70 63H67ZM14 66H15V69H14ZM69 67H71V65H69ZM192 67L193 66L190 65V68H191L190 71L194 72V71L198 70V72L200 73L199 69L195 70V68H192ZM194 67H195V65H194ZM241 67H245V69H246L245 73H243L242 69H240ZM62 69L63 70L65 69V71H64L65 73L63 72ZM26 71H27V73H25ZM119 71H120V69H118L114 65V66H112V69L109 70V75H113L114 73L115 74L117 73L118 75H120L122 72L120 71L121 73L119 74L118 73ZM47 72H50V73H54V72L61 73V72H63L64 77H62L60 83H59V81H57L55 79L57 82L55 84V81L53 79H49L47 77L48 76ZM72 72H74L75 74ZM117 74H116V78H117ZM253 75H254V77H253ZM38 76H40L42 79ZM35 77H37L39 79H37V78L35 79ZM235 81L244 83L245 87L243 89L238 87L236 85ZM2 82H3V80L1 81L0 86L4 85V83L2 84ZM113 82H115V81H113ZM57 84H59V85H57ZM115 85H116V83H115ZM110 86H112V84ZM210 87H212V88H210ZM8 88H10V87H8ZM207 88H205V89H207ZM3 89L6 90L7 87L2 88V91H3ZM187 89H188V87H187ZM43 90H44V92H43ZM92 90H94V91L92 93H90V91H92ZM2 91L0 89V98L4 97V96H2V94L5 95V93H3ZM52 91H53V93H52ZM102 91H104V92H102ZM22 92L20 93L21 96H19V98H17L18 95L16 96V98L19 99L20 101H21V97L23 96ZM50 92L52 93L53 96H51ZM111 92L112 91H110V93ZM219 93H220V95H219ZM86 95H87V97H86ZM90 96L92 99L94 94L90 95ZM84 98L87 99L89 102H87V100H85ZM83 99H84V101H86L85 104H84ZM125 99H126L125 102L128 103L127 101H129V98L126 97V98H123L122 100L124 101ZM23 101H25V100H23ZM14 102H13V104H14ZM19 102H18V104L22 103V102H20V103ZM87 103H88L89 107H88ZM130 103H132V102H130ZM259 104L261 105L260 109L257 112L253 111L254 106L259 105ZM16 105H17V103H16ZM41 105H44L45 107L41 108L40 107ZM123 105H125V104H123ZM127 105L128 104H126V106ZM21 106L23 107V105H21ZM86 106L88 108H90V110ZM126 106H124V108ZM22 107H21V110H22ZM128 107H129V105H128ZM38 108H40V109L38 110ZM44 108H47L45 110H46V112L48 111L47 112L48 114L46 113L45 115H43L44 114L43 112H45V111L42 112V110ZM86 108L89 110L88 111L89 113L87 112ZM100 108L101 107H99V109ZM118 108H120V107L118 106ZM35 109H37V110L35 111ZM111 110H112V108H111ZM114 110L112 111V114H113ZM1 112H0V114H1ZM35 112H37L38 115L40 113H42L41 115H43V116L40 115L39 116L40 118H39ZM76 112H78V113L76 114ZM241 112H242V114H239ZM23 113H25V114L23 115ZM110 113H111V111H110ZM117 113H118V111L116 113L114 112V114H117ZM236 113H238L240 115L238 120H235L236 119V117H235ZM68 114H69V117H68ZM70 114L73 116L71 117ZM2 115L5 116L4 114H2ZM7 115H9V116H7ZM46 115L50 116L51 120H49V118ZM13 116H15V115H13ZM32 116L33 117L35 116V117L33 118ZM36 116L38 117L37 119H36ZM41 117H42L44 123H45L44 120L47 121L46 124L48 123V120L51 121V123H52V121L54 119V123H53L54 130H51V128H50L51 125L48 123L50 126L47 125L48 131L46 132L47 129H45V135H46V133H49V131L50 132L53 131V134L52 133H50V135L47 134L44 137L46 139V141L42 137L43 141L46 142V144H44V145H43L44 142L42 141V139L41 140L39 139L38 140L39 143L40 142L42 143V145L39 146L38 145L39 143L36 140L39 138V136H41V134L44 131V130L41 131L42 128L39 126L40 124L38 125ZM45 117H47V119ZM65 117H68L69 120H71V121L73 120V122H75V124L71 125L70 127L73 126L72 128H74V127L76 128V125L77 126L79 125L77 127V129L82 127L83 130H81V132L83 131L84 134L82 135L83 139L79 138L81 140V142H79V140L77 141V139H71L70 136H72V134L71 135L68 134L69 136L65 135L66 133H69L68 131H70L69 129H68V131L66 129H64V126L66 125L65 120H67V118H65ZM70 117L73 119H71ZM90 117H93V116H90ZM100 117H101V115H100ZM243 117H247L246 119H248V120L245 121L243 119ZM11 118H14V117H11ZM18 118L20 120H18ZM6 119L9 121H6ZM63 119H64V121H63ZM178 119H176V120H178ZM37 120H38V122H36ZM69 120H67V122H69ZM92 120H90V121H92ZM116 120H118V119L116 118ZM41 121L42 120H40V122ZM189 121H192V118L190 119L188 116H182V117H180L179 122L178 121H171V120L165 121L166 123L153 122V123H151V127L154 128L155 130H157L159 128L160 129H164V128L167 129L169 127H173L174 124H176L175 122H177V124H183V127L186 130L183 131V133L179 136V139L182 140L183 143L184 142L187 143V142L192 141V135L190 133V126L191 125H190ZM6 122H8V123H6ZM88 122H89V120H88ZM44 123L42 124V127L45 125ZM63 123H64V126H63ZM71 124H73V123L71 122ZM37 125L40 127V129H39L40 132H39V130L37 131V127H36ZM68 125H67V128H68ZM21 127H23V128H21ZM72 128H70V129H72ZM75 128H74V130H76ZM7 131H9V133ZM163 131H165V130H160L161 133H163ZM71 132H73V131H71ZM157 132H159V131H156V133ZM6 133H8V135ZM36 133L39 135L38 137H37ZM39 133H41V134H39ZM5 134L8 137H5ZM43 134H42V136H43ZM75 134H78V133L75 132ZM211 134L213 135V138H215V137L217 138V136H218L215 131L211 132ZM12 135H14L15 139H12L13 137L10 139V137ZM25 135H26V137H25ZM78 135L81 136L80 133ZM27 136L29 138H27ZM32 136L33 137L36 136L37 139H34V138L31 139ZM48 136H51V137H48ZM75 137L78 138V136H75ZM49 138L52 140L49 141ZM47 139H48V141H47ZM22 140H24V139H22ZM141 140L139 139L138 142L140 143ZM219 140H222V139H219ZM12 141H14V143ZM21 142H19V143H21ZM21 144H23V142ZM13 145H11V146H13ZM3 146H4V144L2 146L0 145V147H3ZM23 146H24V144H23ZM30 146L33 148L30 149ZM145 146L146 145H144L143 143H140L138 146L136 145L137 148L135 150V156L140 161L144 162L145 164L154 162L149 157L147 152L144 150ZM7 148H6V150H8ZM40 148H42V149H40ZM40 151H42V152L40 153ZM108 151L110 152V154L108 153L109 156L107 155L108 158L110 157L109 159L113 160V158H112V157H114L113 156L114 154H112L113 147L110 146ZM42 154L40 156L41 160L44 157ZM82 155H84V156L82 157ZM107 156H106V158H107ZM88 158H90V155ZM1 159H3V158H1ZM16 159L17 160L20 159L23 162L21 163L19 161L16 163L15 162ZM61 159H62V161H61ZM83 159L85 160V158H83ZM5 160H3V162ZM29 160H27V161L29 163H31ZM80 160L83 161V163ZM13 161L15 162V165H14ZM25 161H26V159H25ZM44 161H45V159H44ZM58 161L60 162V166H58L56 164V163L59 164ZM88 161L90 162V160H88ZM28 162H27V164H28ZM34 162H32V164H34ZM61 162L65 163L66 167H64L65 165L62 164ZM49 163L51 164V166L48 165ZM81 163L84 164L85 166H82ZM86 163H88V162H86ZM103 163H104V165H105V163L108 164V161L102 162V164ZM1 165H3V164H1ZM115 165L114 166L109 165L108 169L105 167L106 173L115 169V167H116ZM250 167H257L259 169L257 171H253ZM33 169H35L36 171ZM132 169L134 170V168H132ZM7 170H10V171H7ZM48 171H49V173H48ZM134 172H135V170H134ZM2 175L4 176V173ZM3 176H1V177L4 178ZM9 179L12 182L9 181ZM40 179L41 180L43 179L44 181L41 182ZM192 180H193L192 178L189 179V182H191ZM10 182L13 183L14 186H13V184H11L12 187H10L9 186ZM35 182H33V183H35ZM39 182H37V183H39ZM1 184H2V182H0V185ZM30 184H32L31 187L29 186ZM83 185L85 186L86 183H84ZM246 185L251 187V189ZM29 187H30V189H29ZM71 187H73V188H71ZM253 188H254V190H253ZM69 189H74V190L72 191ZM30 190H32L33 192ZM81 190H83V189H81ZM35 191L36 192L39 191V192L36 193ZM70 191L72 192L71 194L75 193L74 191H79V193L77 192L78 194L76 193L78 195L77 196L78 203L76 201L70 202V200H68L69 196H71L68 193ZM34 192H35V194H34ZM256 192L254 193L255 194L254 198H253L254 194L251 192L250 195H252V194L253 195L249 197L250 198L249 200L252 199L251 201H253L255 199L256 195L259 194V191L257 192V194H256ZM263 192H262V194H264ZM222 194H223L222 192H218L216 195H214L215 199H218V200L221 199L222 200ZM14 195H15V193H14ZM28 197H30V199ZM32 199H34V200H32ZM29 200H31L30 203H29ZM3 201H0V202H3ZM251 201H249V202L251 203ZM74 202H76V203H74ZM99 202H102V201L100 200ZM8 203L10 206L8 205ZM5 204H7V205H5ZM88 206H90V204H88ZM2 208L0 207V209H2ZM87 208H89V210ZM161 208H162L161 205H159L157 207V210L155 213L156 215L159 213ZM5 209H3V211ZM46 211H48V212H46ZM49 211H52L51 214L49 213ZM0 212H2V211H0ZM53 217H55V215ZM58 218L56 217L55 219H58ZM106 218H107V221H106ZM8 220L13 221V222L11 221L13 223L12 224L13 228H9L10 226L8 227V225H7V223H9ZM136 224H138V226ZM12 225H11V227H12ZM28 227L32 228L30 234L32 233V230H35V233L30 235L28 233L29 232V229H27ZM43 227H42V229H43ZM10 229H13V231L15 230L14 233L17 232L16 235L14 234V236H16V237L11 236V234H13V233L10 232ZM73 230L74 231L78 230V231L74 232ZM54 231L52 229V234ZM39 232L42 233V230ZM39 232H37V234L39 236H41V233L39 234ZM71 232H72V234H71ZM26 234H29L30 238L27 235V237L29 239L26 237ZM70 235L73 237L72 239H71ZM56 236H58V235L56 234ZM56 236H54L55 238L50 237V240H52L51 242H55L54 240H56V239H57V241H59L58 238H56ZM150 236H147V237H150ZM36 237H37V235H36ZM69 237H70L71 241L74 243L70 242ZM40 238H38V239L40 240ZM5 239H4V241H5ZM38 239H36V240L38 241ZM42 240H44V238H42ZM47 240H46V242L50 243L49 238ZM0 241H3V240L0 239ZM7 241H5V243H7ZM33 241H32V244L34 243ZM13 242H9V243H11L9 245H13L14 244ZM35 243H37V242H35ZM71 243H72V245H71ZM111 243H110V245H112ZM40 244L42 245V243H40V241H38L37 245H40ZM43 245H44V242H43ZM60 245H59V247H60ZM28 247L26 248L27 250H30V248H32L30 246L28 249ZM56 248H57V250H60V249H58L57 246H56ZM64 248H67V249H64ZM132 248L133 247H131V249ZM69 249H71V248L69 247ZM107 249H109V248L107 247ZM57 250H56V252H57ZM60 252H58V255L60 254ZM135 254H136V256H139L140 253L137 254L135 252ZM55 255L56 256H54V257L60 258V256L58 257L57 254H55ZM142 256L141 255L139 256L140 263L136 262L138 260H134L136 262L135 263L132 260V258H130L129 259L130 264H132L133 262H134V264H137V263L138 264H162L163 263V259H162V256H161L159 251L156 253L154 260H152L151 258H148V257L146 258L145 256L142 258ZM45 257H44V260H45ZM70 257H72L74 259L75 263L72 261V259H71L72 262L70 260H68L69 262L67 261V258L70 259ZM10 258H11V256H10ZM10 258H8V260ZM42 258H43V256H42ZM49 258H51V257L48 256L47 261ZM53 258H51V261ZM39 261H40V259H39ZM53 261H56V260L53 259ZM131 261H133V262L131 263ZM9 262H10V260H9ZM40 263H42V261ZM5 264H6V262H5ZM55 264H58L57 261ZM59 264H60V262H59Z\"/></svg>", "mask_w": 264, "mask_h": 264}]
</instances>
